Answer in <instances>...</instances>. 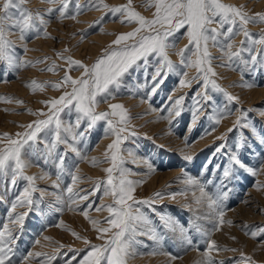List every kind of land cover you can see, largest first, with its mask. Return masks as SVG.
Here are the masks:
<instances>
[{"label":"snow or ice","instance_id":"obj_1","mask_svg":"<svg viewBox=\"0 0 264 264\" xmlns=\"http://www.w3.org/2000/svg\"><path fill=\"white\" fill-rule=\"evenodd\" d=\"M43 2L48 7L41 10L30 8L28 5L31 0H0V63L16 69L46 63L47 57L35 63L19 59L15 51L16 42L9 37L18 35L26 53L27 41L30 38L40 39L41 36L51 38L48 25L49 18L54 14L60 20L70 19L79 22L78 17L84 12L104 11L106 15L111 14L113 18L118 19L120 23L135 24L136 27L132 31L117 35L112 44L104 50L103 55L91 65L71 55H65L71 51L70 49L58 52L57 57L68 66L64 76L54 83L32 80L26 85L33 93L43 91L48 86L63 91L58 97L42 101L44 108L34 112L29 110L36 119L18 125L22 131L0 133V184L4 185L0 203L8 204L7 222L0 225V264H30L33 260L37 261V264H55L60 258L57 254L58 249L52 254L29 250L22 257L14 259L15 245L29 216L43 217L49 212H63L65 207L68 210L80 209L81 214L89 219L97 233L96 238L102 242L92 243L86 237L68 229L64 221L60 220L57 227L72 231V235L78 240H83L87 246L82 256L79 253L83 250L69 249L75 254L65 259L64 264H129L130 258L136 255L138 235H148L157 241L160 239L153 222L141 209L147 206L155 212L153 206L164 199L165 193L159 191L146 199L136 198L137 187L146 181L130 178L136 173L125 167V153L128 156H132L133 153L124 145L138 133L131 123L132 117L125 105L108 101L115 99L114 92L121 87L123 77L134 67L145 68L147 82L140 87L149 88L146 95L141 97V103L149 102L168 75L174 73L181 77L177 86L179 88H190L193 83L199 85L193 95L192 123L194 124L204 113H208L206 118L212 122L213 127L207 134H211L215 131V126H219L232 114L227 104L221 109L215 103L214 94H223L227 102H235L237 105L240 103L238 96L228 92L219 83L222 77L213 66V61L219 59L220 66L239 71L242 75L256 70L257 67L264 68V30L256 34L249 29L250 24L264 23V11L249 12L245 5L230 4L225 0H146V7L154 9L152 17L148 18L133 7V0H127V3L118 6L107 3V0H86L83 5L79 0ZM102 21L103 17L90 27L102 24ZM181 29H184L188 43L177 51L176 54L180 57V63L177 65L169 57V49L175 47L174 41L170 38ZM237 36L244 38L240 40L239 45L236 44ZM85 38L86 34L82 32L81 41ZM212 48L219 50V57L213 55ZM149 57L155 61L150 81L147 80ZM188 69H194L195 75L189 77ZM41 70L57 72L59 66L53 61L49 67ZM72 70L79 71L80 75L73 78L69 74ZM244 86L252 87L251 84ZM13 99L3 96L0 97V102L12 103ZM169 100L171 106L168 107L167 114L160 119H168L171 124L174 117L181 115L185 96H179L174 100L170 96ZM15 103L23 104L24 101L15 100ZM101 103L108 104L107 110H97ZM62 114L69 116L67 122L61 118ZM245 121L246 115L241 111L232 127L216 139L225 141L228 132L249 127ZM99 122H103L104 125L102 138L111 137L103 159L88 156L82 151L85 133L94 129ZM82 123L85 127L80 130ZM225 147V143L218 145L214 155L222 153ZM239 147H243V144ZM69 153L74 154L72 160H68ZM183 159L191 162L193 156L185 155ZM227 159L228 163L223 169L220 165H215L216 170L221 172L220 190L216 193L209 192L205 184L189 175L187 171L178 178L183 180L187 188L194 190L195 211L203 209V212L195 217L190 228L163 213L159 214V221L163 228L176 234L180 243L189 249L194 247L199 249L198 239H194L190 233L195 232L202 236L204 250L199 264H226L224 260L216 259V256L228 251H239V258L234 259L233 264H257L252 256L242 250L221 245L211 238L215 232L221 231L225 224L233 223L225 219L224 201L228 196V183L235 179L240 170L254 177L264 174V164L250 166L237 151L229 154ZM41 161L50 163L55 168L56 179L52 181V188L60 189L64 176L67 175L69 178V183L64 189L66 199L57 196L55 205L44 202V196L48 194L47 189L37 185L38 179H51V173L42 171L39 175L28 174V169ZM80 162H89L93 167L108 164V167L102 169L103 177L94 180L87 178L92 180L93 184L88 192L76 189V186L85 179L79 174ZM208 163H211V160ZM147 167L149 173L155 171L150 163ZM20 182H25L24 186L20 187ZM257 186L264 189V185L258 181ZM196 192L199 195H196ZM96 193L110 197L111 203H100L93 207V202L81 208L79 202L88 201ZM9 194L10 199L6 201L5 197ZM169 195L175 200L177 195L186 196V191L173 192ZM184 207L193 210L191 203L185 204ZM90 211H106L108 215L100 221L89 216ZM260 211L264 212V209ZM200 219L208 221L209 227L204 228L197 224L196 220ZM243 230L246 235L258 240L259 247L264 248V226L252 228L245 224ZM50 239L44 237V240ZM232 239L236 240V237L233 236ZM34 244L40 245V239H36ZM64 247L60 245V248ZM177 258L171 256L172 260Z\"/></svg>","mask_w":264,"mask_h":264},{"label":"rangeland","instance_id":"obj_2","mask_svg":"<svg viewBox=\"0 0 264 264\" xmlns=\"http://www.w3.org/2000/svg\"><path fill=\"white\" fill-rule=\"evenodd\" d=\"M263 1L225 0L226 3L245 5L249 12L264 11V5L259 9H256L255 6V2L260 3ZM79 2L83 5L86 0H79ZM107 3L118 6L127 3V0H107ZM28 6L32 9L41 10L48 7L43 0H31ZM133 7L148 18H151L154 12V9L146 7V0H133ZM70 8H72L71 5ZM101 17H103L102 24L90 27ZM49 19L48 31L51 38L46 39L43 36L40 39L30 38L27 41L28 51L26 53L18 35L9 37L16 42L15 51L19 59L32 61L33 63L45 57L48 59L46 63L20 69L9 68L6 64L0 63V97L14 98L12 103L0 102V133L22 131L18 125L27 124L36 119L30 114L29 110L34 112L42 109L45 107L42 101L58 97L61 94L63 89L57 90L51 86L35 93L26 86L32 80L42 83H54L64 76L68 66L65 61L57 57L58 52H63L66 48L70 49L71 51L65 53V55H71L73 58L91 65L103 55L104 50L112 44L117 35L132 31L136 27L135 24L120 23L111 14L106 15L104 11L96 10L84 12L78 17L79 22L70 19L60 20L55 14ZM249 29L251 32L258 34L261 30H264V23L250 24ZM82 32L86 34L83 41H81ZM242 39H244L243 36H237L236 44L239 45ZM170 40L174 41L175 47L169 49V57L175 64L179 65L180 57L176 53L188 43L184 29H181ZM211 51L214 56H220L218 49L212 48ZM53 61L59 66V71L41 70L49 67ZM220 64L219 59L213 61V66L222 77L219 83L228 92L238 96L240 103L237 105L235 102H227L223 94H214L215 103L221 109L227 104L232 114L224 119L219 126H215V131H212L211 134H207L213 127L212 122L206 118L208 113H204L194 124L192 123L193 95L199 85L193 83L190 88H179L177 86L181 77L174 73L168 75L149 102L141 103V97L146 95L149 88L140 87L147 82L145 68L134 67L123 77L121 87L114 92L115 99L108 101V103H122L125 105L132 117L131 123L138 133L136 137L124 145L126 149L131 150L133 153L132 156L125 153V167L136 173L130 178L146 181L137 187L136 198L146 199L159 191L165 193L164 199L153 206L155 212L147 206H143L141 209L153 222L160 239L157 241L151 239L148 235H138L136 237L138 241L136 255L130 258L129 264H199L204 250L202 236L195 232L190 233L194 239H198L199 249L195 247L189 249L180 243L176 234L163 228L159 221V214L163 213L190 228L195 217L203 212V209L199 212L195 211L194 190L187 188L183 180L178 179L183 172L187 171L189 175L196 177L202 184H205L209 192L216 193L220 190L219 177L221 172L216 170L215 165L218 164L223 169L228 163V155L233 151H237L245 163L250 166L255 167L264 164V140H262L264 138V115H261V113H264V68L257 67L256 70L245 72L242 75L241 72L232 71L227 67L220 66ZM154 67L155 61L152 57H149L147 66L148 81L151 80ZM69 74L76 78L80 75V72L72 70ZM194 75L195 70L188 69V76L192 77ZM247 84H251L252 87L244 86ZM173 89L176 90L173 91ZM170 96L173 100L179 96H185L183 111L180 116L172 119L171 124L168 119H160L161 116L167 114V109L171 106ZM15 100H22L24 103L17 104ZM107 107V103H101L97 110L104 111L107 110ZM161 108L165 110H152ZM241 111L245 113V122L249 127L228 132L225 141L217 140L216 137L232 127ZM61 118L66 122L69 120V116L66 114H62ZM84 127L85 124L82 123L80 130H83ZM103 130V122H99L94 129L85 133L82 151L86 155L103 159L105 148L111 142V137L102 138ZM221 143L226 145L224 151L214 155L217 146ZM240 144H243V147H239ZM189 154L193 156L191 162L183 159L185 155ZM73 158L74 154L69 153L68 160ZM209 160H211V163H208ZM148 163L154 167V172L149 173ZM205 165H207L206 169ZM105 167H108V164L93 167L89 162H80L79 174L85 179L76 186V189H83L85 192L90 191L93 187L92 180L103 177L104 172L102 169ZM42 171L51 173V179L37 180V185L40 188L47 189L48 194L44 196V202L55 205L57 196L66 199L64 189L69 183L68 176H64L60 189H54L51 184L56 179V175L52 164L38 162L28 169V174L39 175ZM88 177L92 180L87 179ZM257 181L264 185V174L254 177L240 170L235 179L228 183V196L224 201L225 219L231 220L233 223L231 225L225 224L222 230L215 232L211 238L221 245L242 250L247 255L252 256L257 264H264V248L259 247L258 240L246 235L243 230L245 224L252 228L264 226V212L260 211V209H264V189L258 188ZM24 183L20 182V187L24 186ZM18 190L16 189V191ZM3 191L4 185L0 184V194ZM182 191H186V196L177 195L175 200L171 199L169 194ZM196 195H199V193L196 192ZM10 196L11 194L6 196L5 200L10 199ZM79 203L81 208L89 203H93V207H95L100 203H111V198L96 193L88 201H80ZM188 203L193 204V210L184 207ZM61 206L63 207V205ZM7 210L8 204L0 203V225L7 222ZM17 211H23V209H17ZM107 215L106 211L89 212V216L100 221H103ZM60 220L64 221L68 229L79 233L82 237H86L92 243L99 244L102 242L96 238L97 233L93 230L89 219L81 214L80 209L68 210L65 207L63 212H49L43 217L29 216L26 219L22 234L19 235L15 245L16 257L14 259L22 257L29 250L52 254L58 249L57 254L60 258L55 264H64L65 259L75 254L69 249L83 250L79 253L82 256L84 251L87 250L84 241L76 239L72 235V231L57 227L56 225ZM196 223L204 228L209 227V222L206 220H196ZM233 236L236 237V240L232 239ZM44 237L51 239L44 240ZM36 239H40V245L34 244ZM61 244L65 247L60 248ZM171 256H177L178 258L172 260ZM238 258L239 251L221 252L216 256V259L224 260L226 264H233L234 259ZM30 264H37V261L33 260Z\"/></svg>","mask_w":264,"mask_h":264},{"label":"bare ground","instance_id":"obj_3","mask_svg":"<svg viewBox=\"0 0 264 264\" xmlns=\"http://www.w3.org/2000/svg\"><path fill=\"white\" fill-rule=\"evenodd\" d=\"M263 5H264V1H263V2H260V3H259V2H255L256 9H257V8H258V9L261 8ZM100 38H101V36H100ZM96 42H97V41H96ZM103 42H104V41H103ZM94 43H95V42H94ZM97 45H98V43H97ZM97 45H96V46H97ZM100 45H101V44H100ZM100 45H99V46H100ZM99 46H98V47H99ZM45 47H46V46H45ZM85 47H86V46H85ZM46 48H47V47H46ZM94 51H96V50H94ZM96 52H97V51H96ZM103 141H104V140H103ZM103 141H102V142H103ZM105 141H106V140H105ZM102 142H101V145H102ZM103 143H104V142H103ZM103 146H104V144H103ZM99 148H100V147H99ZM101 148H102V147H101ZM251 189H252V188H251ZM251 203H252V202H251ZM243 205H244V204H243ZM247 205H248V204H247ZM248 208H249V207H248Z\"/></svg>","mask_w":264,"mask_h":264}]
</instances>
